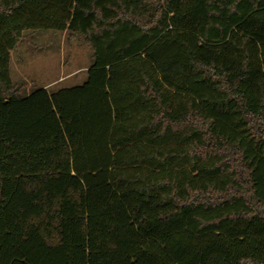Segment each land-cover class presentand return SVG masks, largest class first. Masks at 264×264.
Returning a JSON list of instances; mask_svg holds the SVG:
<instances>
[{
	"label": "trees",
	"instance_id": "trees-1",
	"mask_svg": "<svg viewBox=\"0 0 264 264\" xmlns=\"http://www.w3.org/2000/svg\"><path fill=\"white\" fill-rule=\"evenodd\" d=\"M27 30L84 81L25 93ZM0 264H264V0H0Z\"/></svg>",
	"mask_w": 264,
	"mask_h": 264
},
{
	"label": "rangeland",
	"instance_id": "rangeland-1",
	"mask_svg": "<svg viewBox=\"0 0 264 264\" xmlns=\"http://www.w3.org/2000/svg\"><path fill=\"white\" fill-rule=\"evenodd\" d=\"M13 58L11 77L14 82L27 83L25 93L52 81L56 83L47 88L49 91L79 84L86 73L78 71L93 63L91 48L83 41L78 37L66 39L65 33L53 30L24 31ZM70 73L74 75L63 81Z\"/></svg>",
	"mask_w": 264,
	"mask_h": 264
},
{
	"label": "crops",
	"instance_id": "crops-1",
	"mask_svg": "<svg viewBox=\"0 0 264 264\" xmlns=\"http://www.w3.org/2000/svg\"><path fill=\"white\" fill-rule=\"evenodd\" d=\"M14 52H15V50L11 51V57H12L13 61H14V58H13V56H14ZM88 67H89V66H88ZM88 67L84 68L83 70H79L78 72H83V71H84V72L86 73V70L88 69ZM73 75H74V73H70V74H68L67 76L63 77V78H65V79H63V81L66 80L67 78L73 76ZM57 81H58V80H57ZM83 81H84V79H83ZM22 82H24V81H22ZM54 83H56V81H52V82H50V83H48V84H44L42 88L47 89V88H49V87H52ZM79 84H80V83H79ZM76 85H77V84H76ZM73 86H74V85H73Z\"/></svg>",
	"mask_w": 264,
	"mask_h": 264
}]
</instances>
